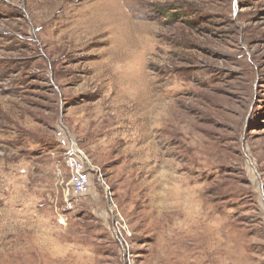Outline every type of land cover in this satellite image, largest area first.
Listing matches in <instances>:
<instances>
[{"label": "rangeland", "instance_id": "374dc122", "mask_svg": "<svg viewBox=\"0 0 264 264\" xmlns=\"http://www.w3.org/2000/svg\"><path fill=\"white\" fill-rule=\"evenodd\" d=\"M0 264H264V0H0Z\"/></svg>", "mask_w": 264, "mask_h": 264}, {"label": "built area", "instance_id": "2783aa9c", "mask_svg": "<svg viewBox=\"0 0 264 264\" xmlns=\"http://www.w3.org/2000/svg\"><path fill=\"white\" fill-rule=\"evenodd\" d=\"M66 164L70 173L67 195L71 196L72 198H77L79 196L88 194L92 186V171L90 168L92 164L89 158L80 150L75 149L73 152L67 154ZM72 198H66V202L69 207L74 206V201ZM59 219L61 221L62 217ZM114 226L118 236L121 237L122 241L126 244V247H128L126 238L127 235H130L128 229L121 223V220H117Z\"/></svg>", "mask_w": 264, "mask_h": 264}]
</instances>
